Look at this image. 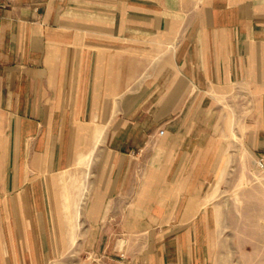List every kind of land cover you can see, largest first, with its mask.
Returning <instances> with one entry per match:
<instances>
[{
	"label": "crops",
	"instance_id": "0c3cea01",
	"mask_svg": "<svg viewBox=\"0 0 264 264\" xmlns=\"http://www.w3.org/2000/svg\"><path fill=\"white\" fill-rule=\"evenodd\" d=\"M236 124L264 0H0V264H221Z\"/></svg>",
	"mask_w": 264,
	"mask_h": 264
},
{
	"label": "rangeland",
	"instance_id": "374dc122",
	"mask_svg": "<svg viewBox=\"0 0 264 264\" xmlns=\"http://www.w3.org/2000/svg\"><path fill=\"white\" fill-rule=\"evenodd\" d=\"M229 129L232 138L226 143L225 173L220 177L225 181L220 189L225 202L220 211L219 260L221 264H264V174L245 145V127L236 124ZM77 259L74 255L70 261Z\"/></svg>",
	"mask_w": 264,
	"mask_h": 264
},
{
	"label": "built area",
	"instance_id": "2783aa9c",
	"mask_svg": "<svg viewBox=\"0 0 264 264\" xmlns=\"http://www.w3.org/2000/svg\"><path fill=\"white\" fill-rule=\"evenodd\" d=\"M164 134V130L160 131V135ZM257 168L264 174V157H258L255 161Z\"/></svg>",
	"mask_w": 264,
	"mask_h": 264
}]
</instances>
